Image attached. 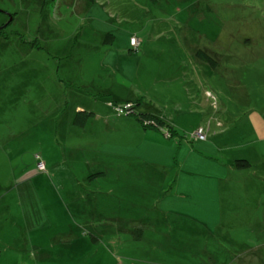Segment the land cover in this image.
<instances>
[{"label":"rangeland","instance_id":"rangeland-1","mask_svg":"<svg viewBox=\"0 0 264 264\" xmlns=\"http://www.w3.org/2000/svg\"><path fill=\"white\" fill-rule=\"evenodd\" d=\"M0 264H264V0H0Z\"/></svg>","mask_w":264,"mask_h":264},{"label":"trees","instance_id":"trees-1","mask_svg":"<svg viewBox=\"0 0 264 264\" xmlns=\"http://www.w3.org/2000/svg\"><path fill=\"white\" fill-rule=\"evenodd\" d=\"M197 57L200 59V60H202V61H204V62H206V63H208V64H210L211 65V67H213L214 69L217 67V63L215 62V60L210 56V55H208L207 53H205L204 51H199L198 53H197ZM89 117V114L88 113H85V112H83V111H81V112H79V113H77V115H76V117H75V119H74V125L75 126H79V127H85L86 126V123H87V118ZM148 120L147 119H145L144 120V122H147ZM145 124V123H144ZM164 122H162V121H160V120H153V122H152V120H150L149 119V121L147 122V124H146V128L147 127H149V128H152V129H154V130H156V131H160V132H162V133H164L163 132V130H162V128H164ZM165 127H167V126H165ZM169 127V126H168ZM199 129H203V128H199ZM198 129V130H199ZM209 129V128H208ZM206 130V129H203L204 130V134H205V136H206V139L205 140H201V139H199L198 137H196V135H192V138H191V140L194 142V143H205V142H207L208 141V137H209V133H208V131L209 130ZM197 130V131H198ZM196 131V132H197ZM168 132H169V134H166V139H172L173 137H174V134H175V131H174V129H172L171 127H169L168 128ZM195 132V133H196ZM194 133V134H195ZM197 147H195L194 146V149H196ZM234 166L237 168V169H250L251 167H252V164H251V162L249 161V160H247V159H239V160H237L235 163H234Z\"/></svg>","mask_w":264,"mask_h":264},{"label":"built area","instance_id":"built-area-1","mask_svg":"<svg viewBox=\"0 0 264 264\" xmlns=\"http://www.w3.org/2000/svg\"><path fill=\"white\" fill-rule=\"evenodd\" d=\"M135 39L131 40V44L134 45ZM194 135H196V137H198L201 140H205L206 136L204 134V130L203 129H199Z\"/></svg>","mask_w":264,"mask_h":264},{"label":"crops","instance_id":"crops-1","mask_svg":"<svg viewBox=\"0 0 264 264\" xmlns=\"http://www.w3.org/2000/svg\"><path fill=\"white\" fill-rule=\"evenodd\" d=\"M239 160V159H238Z\"/></svg>","mask_w":264,"mask_h":264}]
</instances>
